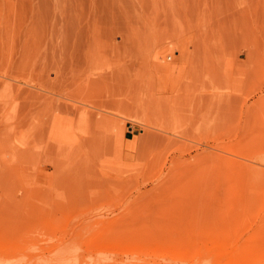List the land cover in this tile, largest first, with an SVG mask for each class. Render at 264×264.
I'll use <instances>...</instances> for the list:
<instances>
[{"label":"rangeland","instance_id":"obj_1","mask_svg":"<svg viewBox=\"0 0 264 264\" xmlns=\"http://www.w3.org/2000/svg\"><path fill=\"white\" fill-rule=\"evenodd\" d=\"M0 264H264V0H0Z\"/></svg>","mask_w":264,"mask_h":264}]
</instances>
